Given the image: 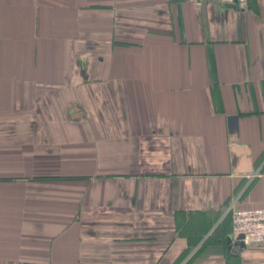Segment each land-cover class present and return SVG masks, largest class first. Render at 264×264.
Here are the masks:
<instances>
[{"label":"crops","instance_id":"1","mask_svg":"<svg viewBox=\"0 0 264 264\" xmlns=\"http://www.w3.org/2000/svg\"><path fill=\"white\" fill-rule=\"evenodd\" d=\"M233 201L264 206V0H0V264H264Z\"/></svg>","mask_w":264,"mask_h":264},{"label":"built area","instance_id":"2","mask_svg":"<svg viewBox=\"0 0 264 264\" xmlns=\"http://www.w3.org/2000/svg\"><path fill=\"white\" fill-rule=\"evenodd\" d=\"M190 1L195 3L197 6H201L207 0ZM216 1L244 8H246L249 3V0ZM258 174V172L253 173L251 177H254ZM227 212H231L233 234L237 236L243 234V239L246 243L264 244V206L241 208L237 207L235 201H233L227 208Z\"/></svg>","mask_w":264,"mask_h":264},{"label":"water","instance_id":"3","mask_svg":"<svg viewBox=\"0 0 264 264\" xmlns=\"http://www.w3.org/2000/svg\"><path fill=\"white\" fill-rule=\"evenodd\" d=\"M244 235L243 234H240L236 237L237 239V244H239L241 247H244L245 246V243H244ZM233 242V238H229V243H232Z\"/></svg>","mask_w":264,"mask_h":264}]
</instances>
